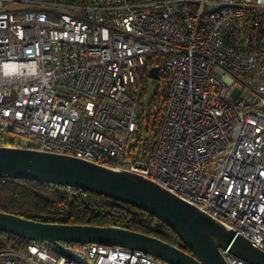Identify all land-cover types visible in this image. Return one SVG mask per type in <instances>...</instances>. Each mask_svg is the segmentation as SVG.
Here are the masks:
<instances>
[{
    "label": "built area",
    "instance_id": "built-area-1",
    "mask_svg": "<svg viewBox=\"0 0 264 264\" xmlns=\"http://www.w3.org/2000/svg\"><path fill=\"white\" fill-rule=\"evenodd\" d=\"M0 146L140 174L264 252V0H0ZM61 244L91 264H169ZM0 264L79 263L26 241L0 245Z\"/></svg>",
    "mask_w": 264,
    "mask_h": 264
},
{
    "label": "water",
    "instance_id": "water-1",
    "mask_svg": "<svg viewBox=\"0 0 264 264\" xmlns=\"http://www.w3.org/2000/svg\"><path fill=\"white\" fill-rule=\"evenodd\" d=\"M158 68L152 77L158 78ZM0 178L25 179L44 186L68 187L106 196L147 212L171 228L191 251L117 226L51 224L0 211V231L40 241L79 264H91L62 246L91 243L143 251L169 264H229L222 250L248 264H264V252L189 202L146 177L76 157L28 148L0 146Z\"/></svg>",
    "mask_w": 264,
    "mask_h": 264
},
{
    "label": "trees",
    "instance_id": "trees-1",
    "mask_svg": "<svg viewBox=\"0 0 264 264\" xmlns=\"http://www.w3.org/2000/svg\"><path fill=\"white\" fill-rule=\"evenodd\" d=\"M0 211L51 224L122 227L159 238L191 253L171 228L151 214L83 190L70 196L62 193L60 187L25 179L0 178ZM25 244L26 240L0 231V245L23 249Z\"/></svg>",
    "mask_w": 264,
    "mask_h": 264
},
{
    "label": "rangeland",
    "instance_id": "rangeland-1",
    "mask_svg": "<svg viewBox=\"0 0 264 264\" xmlns=\"http://www.w3.org/2000/svg\"><path fill=\"white\" fill-rule=\"evenodd\" d=\"M36 1H41V0H36ZM154 94H155V85L153 83L152 86L150 87V89L148 90L147 94H146V99L144 100L146 107L149 106V103H150L151 99L154 97ZM68 195L72 196L73 194L69 193Z\"/></svg>",
    "mask_w": 264,
    "mask_h": 264
}]
</instances>
